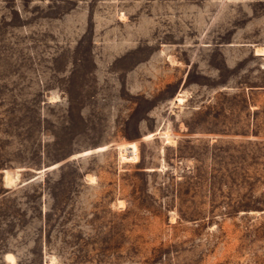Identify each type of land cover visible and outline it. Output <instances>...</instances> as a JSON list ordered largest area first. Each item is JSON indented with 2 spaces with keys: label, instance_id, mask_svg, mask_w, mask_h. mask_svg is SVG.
I'll return each instance as SVG.
<instances>
[{
  "label": "rangeland",
  "instance_id": "374dc122",
  "mask_svg": "<svg viewBox=\"0 0 264 264\" xmlns=\"http://www.w3.org/2000/svg\"><path fill=\"white\" fill-rule=\"evenodd\" d=\"M0 264H264V0H0Z\"/></svg>",
  "mask_w": 264,
  "mask_h": 264
},
{
  "label": "bare ground",
  "instance_id": "6f19581e",
  "mask_svg": "<svg viewBox=\"0 0 264 264\" xmlns=\"http://www.w3.org/2000/svg\"><path fill=\"white\" fill-rule=\"evenodd\" d=\"M176 99H177L176 101H178V102H181V100H182L180 96H177Z\"/></svg>",
  "mask_w": 264,
  "mask_h": 264
}]
</instances>
